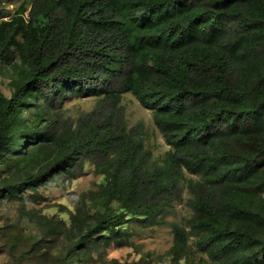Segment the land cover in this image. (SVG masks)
<instances>
[{
	"label": "trees",
	"instance_id": "trees-1",
	"mask_svg": "<svg viewBox=\"0 0 264 264\" xmlns=\"http://www.w3.org/2000/svg\"><path fill=\"white\" fill-rule=\"evenodd\" d=\"M9 1L0 0V64L10 67L0 197L74 179L86 165L101 177L90 205L81 194L93 211L72 216L54 264L98 238L125 243L120 227L133 219L169 225L176 257L190 238L213 264L264 256V0H20L11 13ZM124 92L151 110L169 146L160 164L143 123L128 125ZM86 96L88 110L63 105ZM184 171L197 176L185 182L190 213L170 222ZM38 226L48 238L65 232L43 215ZM42 241L34 254H46ZM21 261L23 251L2 264Z\"/></svg>",
	"mask_w": 264,
	"mask_h": 264
},
{
	"label": "rangeland",
	"instance_id": "rangeland-1",
	"mask_svg": "<svg viewBox=\"0 0 264 264\" xmlns=\"http://www.w3.org/2000/svg\"><path fill=\"white\" fill-rule=\"evenodd\" d=\"M19 1L10 0L6 10L11 13ZM7 17L8 15L5 18ZM9 69L8 65L0 64V92L4 95L10 93ZM94 100L91 96L73 97L65 100L63 105L71 109V114H75L79 110L90 109ZM120 103L124 106L128 125L136 121L143 123L144 145L152 151L155 163L160 164L169 146L153 124L151 110L142 107L129 92L122 94ZM188 178L196 179L197 176L184 171L183 200L175 201L171 211L164 216L170 222L183 223L189 216L190 210L185 204V199L190 196L185 188ZM100 183V175L94 172L91 165H86L83 172L74 179L67 180L66 176L59 174L44 184H39L34 190L27 188L20 197H0V264L9 262L20 251H23L21 263L24 264H54L56 258L63 257L72 235L68 232L73 225L72 216L77 214L81 218L93 211L79 206L81 194L86 196L90 205L92 198L99 197ZM42 215L52 220H62L65 232L56 238L42 236L38 226V218ZM120 229L126 231L122 233L125 243L110 241L108 245H104L98 238L88 247L75 248L67 257L66 264H213L204 253L195 249L193 238L188 240L185 253L174 256L171 251L172 233L167 224L142 226L138 219H133ZM103 235L111 234L104 232ZM42 237L41 243L45 245L46 254H34L31 245ZM252 264H264V256Z\"/></svg>",
	"mask_w": 264,
	"mask_h": 264
}]
</instances>
